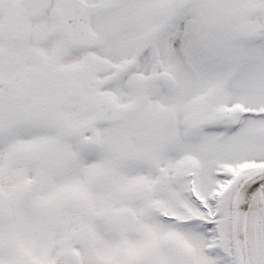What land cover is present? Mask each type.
<instances>
[{
    "label": "snow or ice",
    "instance_id": "1",
    "mask_svg": "<svg viewBox=\"0 0 264 264\" xmlns=\"http://www.w3.org/2000/svg\"><path fill=\"white\" fill-rule=\"evenodd\" d=\"M0 264H264V0H0Z\"/></svg>",
    "mask_w": 264,
    "mask_h": 264
}]
</instances>
